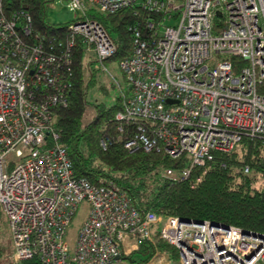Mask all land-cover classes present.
<instances>
[{
	"label": "built area",
	"instance_id": "obj_1",
	"mask_svg": "<svg viewBox=\"0 0 264 264\" xmlns=\"http://www.w3.org/2000/svg\"><path fill=\"white\" fill-rule=\"evenodd\" d=\"M69 5L76 18L66 39H58L35 28L26 0H0V208L16 260L110 264L151 238L153 225L163 221L161 237L178 248L182 264H264L263 233L144 212L114 180L92 184L77 177L55 126L57 108L71 103L76 37L86 62L91 56L103 63L118 50L89 10L134 8L145 16L132 27V54L120 60L131 93L116 114L135 125L129 150L185 155L180 175L189 176L215 152L233 151L245 135L264 136V0ZM233 57L246 63L239 66ZM84 202L88 213L71 246L68 227Z\"/></svg>",
	"mask_w": 264,
	"mask_h": 264
},
{
	"label": "trees",
	"instance_id": "obj_2",
	"mask_svg": "<svg viewBox=\"0 0 264 264\" xmlns=\"http://www.w3.org/2000/svg\"><path fill=\"white\" fill-rule=\"evenodd\" d=\"M5 1L14 3V0ZM26 4L37 30L66 39L67 26L72 21L61 25L47 23L46 0H26ZM89 13L114 35L118 50L113 57L121 60L132 54V27L143 20L142 11L125 8L105 14L91 8ZM76 41L71 103L57 108L55 121L61 131L60 142L68 148L75 175L92 184H99L101 179L114 180L144 212L152 211L162 217L210 220L264 234V136L245 135L233 151L215 152L213 160L193 167L189 176L180 175L188 163L185 155L174 158L164 151L129 150L125 143L135 132V125L116 118L124 109L127 96L109 107L97 105L95 115L86 119L87 88L93 81L95 60L86 62L83 41L79 36ZM233 60L239 66L246 63L239 57ZM246 167L249 172L245 171ZM169 172H176L177 176ZM5 217L0 208V220L6 221ZM158 223L153 225L151 238L141 241L136 249L121 258L147 264L163 254L169 264H182L178 248L161 237ZM2 255L1 246L0 259ZM16 264L43 263L33 257L17 260Z\"/></svg>",
	"mask_w": 264,
	"mask_h": 264
},
{
	"label": "rangeland",
	"instance_id": "obj_3",
	"mask_svg": "<svg viewBox=\"0 0 264 264\" xmlns=\"http://www.w3.org/2000/svg\"><path fill=\"white\" fill-rule=\"evenodd\" d=\"M46 22L50 24L61 25L69 23L76 18L75 11L70 8V0H46ZM80 14V12H78ZM87 60H94L91 56L86 57ZM214 65V61L209 62ZM93 81L87 88L86 119H90L97 111V105L111 106L115 104L119 98L129 96L131 87L126 79V76L120 66V58L113 57L105 60L103 63L95 60L93 64ZM171 176H177L176 172H169ZM89 206L86 202L82 203L72 219L68 227L66 238L72 246L75 243L77 233L85 220ZM6 218V217H5ZM163 221L157 225L162 227ZM0 247L3 248V255L0 259V264H16L15 251L11 243V234L9 224L6 221L0 220ZM130 252V251H129ZM126 252L125 254H128ZM123 255V254H122ZM136 259H140L136 256ZM110 264H137L130 259L120 258ZM147 264H169L166 255L160 254L152 259Z\"/></svg>",
	"mask_w": 264,
	"mask_h": 264
},
{
	"label": "water",
	"instance_id": "obj_4",
	"mask_svg": "<svg viewBox=\"0 0 264 264\" xmlns=\"http://www.w3.org/2000/svg\"><path fill=\"white\" fill-rule=\"evenodd\" d=\"M220 14V13H219ZM182 221H187V222H189V221H191V219H184V218H180ZM196 222H200V223H202L203 222V220H195ZM213 223H215V224H218V222H213ZM121 257L120 256H118V259H120Z\"/></svg>",
	"mask_w": 264,
	"mask_h": 264
}]
</instances>
